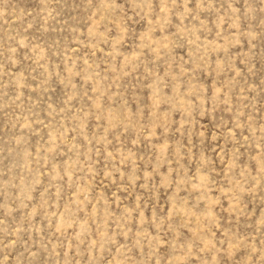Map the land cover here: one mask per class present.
<instances>
[{
    "label": "rangeland",
    "instance_id": "1",
    "mask_svg": "<svg viewBox=\"0 0 264 264\" xmlns=\"http://www.w3.org/2000/svg\"><path fill=\"white\" fill-rule=\"evenodd\" d=\"M0 264H264V0H0Z\"/></svg>",
    "mask_w": 264,
    "mask_h": 264
}]
</instances>
